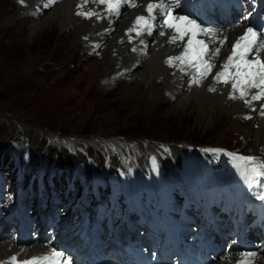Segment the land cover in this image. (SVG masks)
<instances>
[{"label": "rangeland", "instance_id": "rangeland-1", "mask_svg": "<svg viewBox=\"0 0 264 264\" xmlns=\"http://www.w3.org/2000/svg\"><path fill=\"white\" fill-rule=\"evenodd\" d=\"M23 5L19 0H0V25L18 20L10 30H0V177L4 184L21 187L16 181L22 179L30 187L32 181L38 185L42 180L49 191L53 182L60 200L57 210L71 209L78 197L82 202L93 198V183L98 180L106 201L109 196L122 199L130 190L148 188L156 179L176 184L189 157L209 162L218 156L254 157L256 169L259 160L264 163V133L253 116L237 124V115L215 106L200 117L198 109L189 110L165 96L162 76L155 85V79L136 78L144 67L136 74L122 70L119 79L127 82L115 81L105 88L101 82L112 55L111 40L99 50H90L78 36H64L59 21L41 24L42 17L24 18L19 9ZM126 9L120 10V17L113 12L114 21L105 17L117 24L111 38L128 16ZM105 18L102 27H109ZM78 43L87 51L85 56L75 53ZM48 146L53 154L45 150ZM48 191L41 203L50 204Z\"/></svg>", "mask_w": 264, "mask_h": 264}, {"label": "bare ground", "instance_id": "bare-ground-1", "mask_svg": "<svg viewBox=\"0 0 264 264\" xmlns=\"http://www.w3.org/2000/svg\"><path fill=\"white\" fill-rule=\"evenodd\" d=\"M12 1L15 3L18 0ZM149 2L157 3V0H136L135 7L127 5L111 6L113 8L119 7V11L127 8L126 10L128 13V16L118 24L119 32L115 34L113 38H111V29L117 26V24L113 23L115 14L109 10V5L95 2V0H89L88 3H83V0H57V3L50 4L48 7H45V5L48 4V0H24L25 5L20 6L19 9L24 18L39 19L42 17V19H40L41 21H39L41 24L50 21H59L61 28L64 30V36H78L85 46L91 48L90 50H99V48L111 40V43H113L112 55L108 57L110 60L105 69V79L101 82L105 88L109 87V84L115 81L118 85L127 82L126 79H119V74L122 70L127 71L128 74H136L140 68L144 67L140 75L136 76V78L140 77V79L143 80H156L162 76L163 82L165 83L163 87L169 94L165 96H170V99H177L181 106H186L189 110L198 109L200 117L207 113L209 114L215 106H221L222 109L231 112L232 115H237L234 119V122L237 124L246 120L245 117L249 115L253 116L264 133V114H262L264 113V94L260 93L259 87L242 89L245 91V95L243 98H240V91H233L231 87L232 83L235 82L234 75L228 77L229 82L227 84L217 82V80L214 79L215 73L222 70L220 66L223 64L227 55L230 54L231 44L235 43L246 28L252 27L250 23L243 21L245 12L242 16L236 12H232L226 19L216 16L213 18L215 21L214 24L206 25V27L217 30L218 33L228 39L225 40L221 47L220 54L214 60L210 61V63L215 64L216 67L212 68L206 75H201L200 71H197L195 67L189 65L187 59L183 62L174 60L172 66L166 63L169 57L180 55L183 51V44L187 43V37H185L181 46L178 47L177 43L180 42H169L168 33L173 30L168 29L167 26L163 28L165 35L159 34L160 29H154L151 35L146 34L142 28L143 22L138 24L133 31H128L133 27L136 16L147 15L144 6ZM11 12L12 9L10 13ZM88 12H94L96 15L91 16L87 20H82L80 15L77 14ZM153 12L155 13V8ZM105 17H112L113 21L110 22L109 20L111 19L108 20ZM117 17H120V14L119 16L117 15ZM104 18L110 22L109 27H102L105 25L103 23ZM16 21L18 20L1 24L0 30H10L16 24ZM176 22L179 23L178 20ZM78 28L79 33L77 32ZM197 39H205V37L198 36ZM74 51L78 53L79 56H85L87 52L83 48V45L79 43ZM193 63H195V61H193ZM89 66L91 68L93 64ZM229 71L234 73L235 68ZM194 79H198L199 83H194ZM156 82L157 80L152 84L155 85ZM133 83L136 84V80H134ZM210 88H214L215 90L209 91ZM257 94L260 95V99L253 100L252 96ZM230 95H235L237 98L230 99ZM245 101H249V103H245ZM187 161L188 159L185 160V165ZM155 171H157V169ZM181 173L183 175L185 170ZM16 185L19 186V184ZM197 187L203 190L200 182L197 183ZM128 199L131 200V197ZM58 207L59 206L56 205V209ZM244 210L243 208V218L254 221L253 214ZM68 212L69 210L67 212L62 210L60 215L67 218ZM110 218L113 219L114 216L110 215ZM128 218H131V220L134 219L130 215H128ZM121 221L122 220H119V222ZM120 226H123L122 223ZM103 227L106 228L105 225ZM123 227H125V225ZM236 239L237 237H233L227 240V246H223L221 240H219L218 244L221 251L217 256L211 253L210 256L214 258L212 261H207L206 263L264 264L263 234H257L249 230L248 247L244 245L233 246L232 244ZM109 245L110 242L106 244V247ZM228 245H231V247L227 251L225 247H228ZM53 249L54 248L48 245L46 241L19 245L6 239L5 241H0V264H23L24 261H28L29 264H36V262L32 260L33 257L47 256ZM241 253H256V255L241 256ZM63 254L64 255L60 257L54 256L50 261H45L43 264H67L66 258L71 257V254ZM12 257H15V260H12ZM85 263L91 264L88 260L85 261ZM72 264L79 263L72 259ZM111 264H117V259Z\"/></svg>", "mask_w": 264, "mask_h": 264}, {"label": "snow or ice", "instance_id": "snow-or-ice-1", "mask_svg": "<svg viewBox=\"0 0 264 264\" xmlns=\"http://www.w3.org/2000/svg\"><path fill=\"white\" fill-rule=\"evenodd\" d=\"M20 3H24V0H19ZM89 0H83V3H88ZM95 2L109 5V10L116 15L120 14L119 7L116 6H136V0H95ZM57 3V0H48V7L50 4ZM147 15H138L135 18L133 27L128 31H133L138 24L143 22V31L151 35L154 29H160L159 34L165 35L163 28L167 26L170 31L168 33L169 42L177 43L180 47L185 37H187V43L183 44V51L178 56H171L166 63L172 66L174 60L181 62L187 59L191 67H195L197 71L201 72V75H206L212 68L216 67L215 64L210 63L214 60L221 51L227 37L222 36L217 30L206 27L200 23L197 19L192 18L189 15H180L175 12V9L179 7V0H157V3L149 2L144 6ZM155 8V13L153 9ZM78 15H85L90 18L96 15L94 12L77 13ZM179 21L177 23L176 21ZM139 34V33H137ZM198 36H204L205 39H197ZM230 54L227 55L223 64L220 66L221 71L215 73L214 79L217 82H223L227 84L228 77L234 75L235 82L231 87L233 91H240V98H243L246 89L249 87H259L261 94H264V32H258L255 28L248 27L243 34L237 38L235 43L231 44ZM195 61V63H193ZM235 68V72L232 73L229 70ZM202 69V71H201ZM183 70V69H181ZM194 83H199L198 79H194ZM214 88H210L209 91H214ZM230 99H236L235 95H230ZM253 100L260 99V95H253ZM249 103V101H245ZM264 114V113H262ZM250 119V117H245ZM206 151L219 152L222 150L208 149ZM235 157L236 154H230ZM239 159L245 162L254 161V157H239ZM262 170L257 171L254 167L252 169L253 174L258 176H264V165H259ZM258 199L264 201V195H259ZM63 253L52 250L47 256L33 257V262L36 264H43L45 261H50L52 257L63 256ZM241 256H255L256 253H241ZM67 264H72V258L67 257ZM15 260V257H12ZM23 264H29L28 261H24Z\"/></svg>", "mask_w": 264, "mask_h": 264}, {"label": "trees", "instance_id": "trees-1", "mask_svg": "<svg viewBox=\"0 0 264 264\" xmlns=\"http://www.w3.org/2000/svg\"><path fill=\"white\" fill-rule=\"evenodd\" d=\"M34 138H35V139H38V137H37V138H36V137H34ZM35 139H34V140H35ZM35 141H37V140H35ZM2 142H3V141H2V140H0V145L2 144ZM45 150H46V151H47L49 154H53V153H52V151H50V149H49V146H48V149H45ZM53 157H54V156H53ZM101 169H103V167H102V166H100V170H101Z\"/></svg>", "mask_w": 264, "mask_h": 264}]
</instances>
